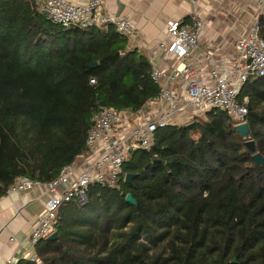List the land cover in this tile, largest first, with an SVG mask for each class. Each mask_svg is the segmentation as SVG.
<instances>
[{"label": "trees", "instance_id": "trees-1", "mask_svg": "<svg viewBox=\"0 0 264 264\" xmlns=\"http://www.w3.org/2000/svg\"><path fill=\"white\" fill-rule=\"evenodd\" d=\"M127 40L112 26L65 28L37 0H0V198L19 176L49 182L72 164L101 102L135 112L158 93ZM244 96L264 157V76ZM123 173L131 183L63 203L57 239L18 264H264V164L224 111L159 129Z\"/></svg>", "mask_w": 264, "mask_h": 264}, {"label": "built area", "instance_id": "built-area-1", "mask_svg": "<svg viewBox=\"0 0 264 264\" xmlns=\"http://www.w3.org/2000/svg\"><path fill=\"white\" fill-rule=\"evenodd\" d=\"M264 5V0H257ZM198 4L199 0H191ZM106 0H37L40 10L49 19L65 28L78 26H112L128 40H136L139 28L128 16L105 10ZM204 19L193 11L189 19L170 20L167 27L168 44L161 43L175 56L170 68L154 67L151 79L158 93L137 111L104 106L93 114L92 126L86 140V150L72 164L61 169L49 182L19 176L9 191L29 190L45 186L54 193L46 210L33 226L29 242L36 247L44 238L56 232L58 210L63 203L84 199L91 185L116 187L125 181L123 169L137 150H149L159 129L169 125H188L211 110H221L234 120L235 125L247 122V96L241 90L250 76H264V38L259 20L251 32L234 42L235 63L231 68L213 67L210 82L198 79L192 60L200 48ZM250 60V62H249ZM95 83V79L90 80ZM179 116L186 119L181 123ZM11 241H15L11 237ZM30 260L38 261L36 255ZM8 264H18L14 258Z\"/></svg>", "mask_w": 264, "mask_h": 264}, {"label": "crops", "instance_id": "crops-1", "mask_svg": "<svg viewBox=\"0 0 264 264\" xmlns=\"http://www.w3.org/2000/svg\"><path fill=\"white\" fill-rule=\"evenodd\" d=\"M105 10L133 20L140 33L136 40H127V48L146 55L152 69H168L176 62L175 56L160 46L168 44L169 21L187 20L194 10L198 11L204 19V28L192 63L197 78L204 81L210 79L213 67L234 65L237 53L234 42L247 36L257 20L264 38V5L257 0H199L197 5L191 0H106ZM185 119L179 116L181 123ZM53 196L40 185L25 191H8L0 198V264H8L10 258L19 262L36 255L29 235Z\"/></svg>", "mask_w": 264, "mask_h": 264}, {"label": "water", "instance_id": "water-1", "mask_svg": "<svg viewBox=\"0 0 264 264\" xmlns=\"http://www.w3.org/2000/svg\"><path fill=\"white\" fill-rule=\"evenodd\" d=\"M45 13L47 14V11H45ZM250 62V60H249ZM101 107H104L105 104L103 102H101ZM195 123L190 124V127H194ZM235 129L237 130L238 134L243 138V140L245 141L246 146L251 150V152L253 153V158L256 161V164H264V157L261 155V153L257 152L256 146H255V142L252 139V135H251V130L249 127L248 122H244L241 124H236L235 125ZM135 175L128 173L125 175V182L126 183H131L132 179ZM126 197V200L132 204H136V200L133 198L132 194H123ZM48 240H55L57 239V233H53L50 236H48L47 238Z\"/></svg>", "mask_w": 264, "mask_h": 264}, {"label": "rangeland", "instance_id": "rangeland-1", "mask_svg": "<svg viewBox=\"0 0 264 264\" xmlns=\"http://www.w3.org/2000/svg\"><path fill=\"white\" fill-rule=\"evenodd\" d=\"M205 118H206V117H204L203 119H205ZM188 126H190V124H188ZM192 134H193V136H194L195 139L198 138L197 133H192Z\"/></svg>", "mask_w": 264, "mask_h": 264}]
</instances>
